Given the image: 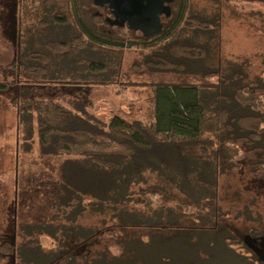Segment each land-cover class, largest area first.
<instances>
[{"label":"trees","instance_id":"trees-1","mask_svg":"<svg viewBox=\"0 0 264 264\" xmlns=\"http://www.w3.org/2000/svg\"><path fill=\"white\" fill-rule=\"evenodd\" d=\"M248 1L264 4V0ZM73 2L79 29L69 40L74 46L146 48L147 68L181 73H189L199 60L214 59L215 66L201 75L218 77L216 93L212 98L204 96L195 83L156 85L148 118L113 115L103 121L82 100H69V106L57 103L50 113H39L35 128L40 152L67 158L60 164L49 220L24 228L13 259L18 264H175V257L180 259L175 240L179 241L180 229L194 220L187 208L203 204L210 217L216 220L219 215L212 208L214 202L210 206L206 201L215 191L221 161L232 162L243 153L252 175L264 178V88L242 83L230 91L220 89L241 78L235 71L227 76L221 69L218 39L213 45L197 41V36L208 32L219 38L220 20L218 15L192 10L190 0H173L170 18L162 19L163 30L150 37L111 23L105 6L96 8L104 10L105 23L120 32L98 31L88 21L83 1ZM49 48L61 52L53 42ZM38 57L26 55V59ZM39 58L51 60L45 55ZM84 63L93 71L106 69L101 61ZM27 69L38 72L45 66ZM5 87L0 80V90ZM28 117L18 118L25 142L32 140L35 129ZM154 178L163 183L144 184ZM190 184L200 197H194ZM181 195L184 199H174ZM149 217L163 221L149 224L143 220ZM222 231L219 250L250 264H264L259 256L238 251L235 247L248 249L245 243L225 226ZM248 233L252 235L253 229ZM43 237L49 239L46 245ZM159 248L168 250L166 256L154 257Z\"/></svg>","mask_w":264,"mask_h":264},{"label":"rangeland","instance_id":"rangeland-1","mask_svg":"<svg viewBox=\"0 0 264 264\" xmlns=\"http://www.w3.org/2000/svg\"><path fill=\"white\" fill-rule=\"evenodd\" d=\"M82 1L86 17L96 30L120 32L115 25L105 23L104 10L93 6L91 0ZM190 4L194 11L218 15L219 38L208 32L196 39L212 45L218 39L221 69L227 76L235 71L241 78L220 89L230 91L242 83L264 88V4L248 0H190ZM76 11L73 0H0V80L6 83L0 90V264H18L13 259L14 249L22 241L24 228L49 220L58 193L60 164L67 156L40 152L35 128L39 113H50L57 103L69 106V100H82L103 121L113 115L148 118L156 85L195 83L204 96L212 98L216 93L218 77L201 75V71L215 66L214 59L199 60L189 73H181L147 68L144 60L150 51L146 48L92 43L84 48L74 46L69 40L79 31ZM54 15L67 20L59 22ZM50 42L61 52L49 48ZM29 53L51 60L26 59ZM87 59L104 62L106 69L87 68ZM29 65L45 66V70L32 72L27 69ZM27 105L37 108L29 111ZM26 117L35 128L29 142H25L19 122ZM246 163L243 153L232 162L219 163L215 191H208L206 201L210 206L214 202L212 208L220 211L216 220L214 216L211 220L203 204L187 208L188 217L194 220L180 229L179 241L175 240L180 257L179 262L175 257V264H250L219 250L223 226L248 248L235 247L238 251L264 260V178L252 175ZM158 181L163 183L154 178L144 184ZM190 186L194 197H200L193 184ZM143 220L158 225L163 218ZM249 229H253L252 235ZM48 240L42 238L44 245ZM153 253L154 257L166 256L168 250L159 248Z\"/></svg>","mask_w":264,"mask_h":264},{"label":"water","instance_id":"water-1","mask_svg":"<svg viewBox=\"0 0 264 264\" xmlns=\"http://www.w3.org/2000/svg\"><path fill=\"white\" fill-rule=\"evenodd\" d=\"M95 7L105 6L110 22L150 37L164 28L163 18H170L173 0H91Z\"/></svg>","mask_w":264,"mask_h":264}]
</instances>
